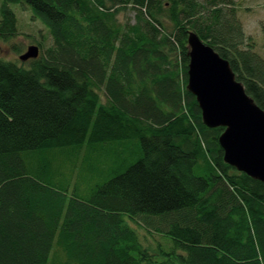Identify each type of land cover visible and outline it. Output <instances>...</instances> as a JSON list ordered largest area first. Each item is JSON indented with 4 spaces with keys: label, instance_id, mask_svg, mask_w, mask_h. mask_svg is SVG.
Listing matches in <instances>:
<instances>
[{
    "label": "trees",
    "instance_id": "obj_1",
    "mask_svg": "<svg viewBox=\"0 0 264 264\" xmlns=\"http://www.w3.org/2000/svg\"><path fill=\"white\" fill-rule=\"evenodd\" d=\"M11 4L53 44L0 57V264H264V183L224 161L187 90L193 31L264 110L235 0H2L5 42Z\"/></svg>",
    "mask_w": 264,
    "mask_h": 264
},
{
    "label": "water",
    "instance_id": "obj_2",
    "mask_svg": "<svg viewBox=\"0 0 264 264\" xmlns=\"http://www.w3.org/2000/svg\"><path fill=\"white\" fill-rule=\"evenodd\" d=\"M188 47L187 90L196 97L205 126L224 129L219 139L224 161L264 183V110L247 94L230 63L193 31ZM39 54L40 48L31 45L20 60Z\"/></svg>",
    "mask_w": 264,
    "mask_h": 264
},
{
    "label": "rangeland",
    "instance_id": "obj_3",
    "mask_svg": "<svg viewBox=\"0 0 264 264\" xmlns=\"http://www.w3.org/2000/svg\"><path fill=\"white\" fill-rule=\"evenodd\" d=\"M239 18L243 25L245 34L250 38L249 43L254 45V50L264 59V0H235ZM1 5L2 0H0V17H1ZM11 9L14 11L17 17V28L22 36L14 39L11 42H5L0 40V57L8 61L21 62L19 57L24 54L28 47L31 45H37L38 42L43 44L42 51L51 47L53 42L48 34V28L44 24L41 17L36 14V12L29 6H23L22 4H11ZM134 14H120L119 19L123 22L126 18L133 19ZM16 44L18 50L13 48V45ZM104 98V97H103ZM130 152V151H129ZM104 156L108 158L109 167L114 166L119 161L117 160L118 155L107 150L104 152ZM130 160L129 163L137 160L126 154ZM140 235L145 237L147 244L156 246L157 240L164 241L165 238L160 236L157 233H153L155 238L145 235L147 232L143 229L139 230ZM164 245H167L164 243ZM163 259V257H159Z\"/></svg>",
    "mask_w": 264,
    "mask_h": 264
}]
</instances>
